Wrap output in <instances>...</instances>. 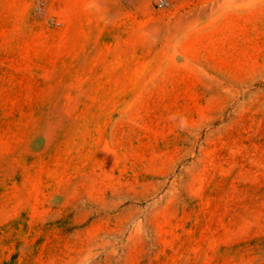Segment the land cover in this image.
I'll list each match as a JSON object with an SVG mask.
<instances>
[{
  "label": "rangeland",
  "instance_id": "rangeland-1",
  "mask_svg": "<svg viewBox=\"0 0 264 264\" xmlns=\"http://www.w3.org/2000/svg\"><path fill=\"white\" fill-rule=\"evenodd\" d=\"M0 0V264H264V0Z\"/></svg>",
  "mask_w": 264,
  "mask_h": 264
},
{
  "label": "built area",
  "instance_id": "built-area-1",
  "mask_svg": "<svg viewBox=\"0 0 264 264\" xmlns=\"http://www.w3.org/2000/svg\"><path fill=\"white\" fill-rule=\"evenodd\" d=\"M114 1V0H113ZM119 4L131 3L137 0H115ZM140 3L146 6L147 8H156L159 11L169 10L173 4V0H140Z\"/></svg>",
  "mask_w": 264,
  "mask_h": 264
}]
</instances>
